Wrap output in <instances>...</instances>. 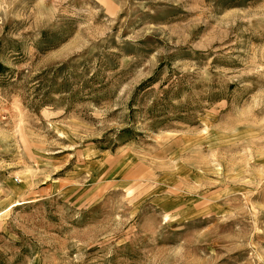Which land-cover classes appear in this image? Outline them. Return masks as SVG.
Listing matches in <instances>:
<instances>
[{"label": "rangeland", "instance_id": "rangeland-1", "mask_svg": "<svg viewBox=\"0 0 264 264\" xmlns=\"http://www.w3.org/2000/svg\"><path fill=\"white\" fill-rule=\"evenodd\" d=\"M0 264H264V0H0Z\"/></svg>", "mask_w": 264, "mask_h": 264}]
</instances>
